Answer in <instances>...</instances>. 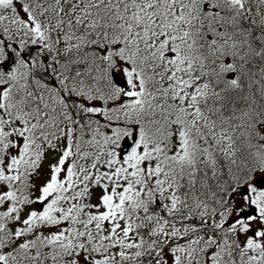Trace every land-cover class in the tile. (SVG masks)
<instances>
[{"label": "snow or ice", "instance_id": "obj_1", "mask_svg": "<svg viewBox=\"0 0 264 264\" xmlns=\"http://www.w3.org/2000/svg\"><path fill=\"white\" fill-rule=\"evenodd\" d=\"M0 264H264V0H0Z\"/></svg>", "mask_w": 264, "mask_h": 264}]
</instances>
